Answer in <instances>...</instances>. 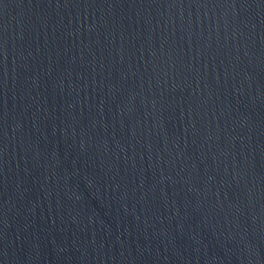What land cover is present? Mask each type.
<instances>
[{"label": "water", "instance_id": "obj_1", "mask_svg": "<svg viewBox=\"0 0 264 264\" xmlns=\"http://www.w3.org/2000/svg\"><path fill=\"white\" fill-rule=\"evenodd\" d=\"M0 264H264V0H0Z\"/></svg>", "mask_w": 264, "mask_h": 264}]
</instances>
